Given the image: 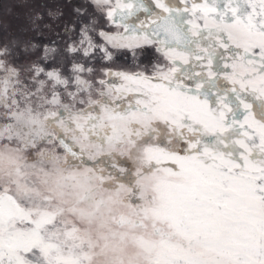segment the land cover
Listing matches in <instances>:
<instances>
[{"label":"snow or ice","instance_id":"6c2138e0","mask_svg":"<svg viewBox=\"0 0 264 264\" xmlns=\"http://www.w3.org/2000/svg\"><path fill=\"white\" fill-rule=\"evenodd\" d=\"M21 6L0 264H264V0Z\"/></svg>","mask_w":264,"mask_h":264},{"label":"trees","instance_id":"16d2710c","mask_svg":"<svg viewBox=\"0 0 264 264\" xmlns=\"http://www.w3.org/2000/svg\"><path fill=\"white\" fill-rule=\"evenodd\" d=\"M42 1L44 2V0H42ZM43 2H41V0H0L1 10L3 9L2 11H0V13L3 14L9 8L11 11H13L12 13L7 14L6 18H7L8 27L12 26L11 28H14L16 26V21H17V26L23 22V18L18 17V12H21L22 14H24V12L27 11V9L23 8L21 5L26 4V3L38 5V4L43 3ZM73 2H75V0ZM7 7H8V9H6ZM15 10H17V11H15ZM10 19H12V21ZM58 31H59V29H58ZM52 39H56L55 35H52ZM44 42L50 43L49 40H45V39H44Z\"/></svg>","mask_w":264,"mask_h":264},{"label":"rangeland","instance_id":"374dc122","mask_svg":"<svg viewBox=\"0 0 264 264\" xmlns=\"http://www.w3.org/2000/svg\"><path fill=\"white\" fill-rule=\"evenodd\" d=\"M74 1V0H73ZM41 2H43L42 0H41ZM75 2H78V0H75ZM6 9H8V7L6 8ZM3 10V9H2ZM1 10V7H0V11H2ZM5 11V10H4ZM15 11H17V10H15ZM13 11H11L10 10V8L7 10V11H5L3 14H1L0 13V42H2V36L4 35V26L5 25H7V29H8V32L9 33H11V34H14V33H16V29H17V21H16V26L14 27V28H11L10 26L8 27V24H7V18H6V15L7 14H10V13H12ZM23 16V14L21 13V12H18V17H20V18H23L22 17ZM11 21H12V19H10ZM43 39V38H42ZM45 40H48V39H45ZM50 42V41H49Z\"/></svg>","mask_w":264,"mask_h":264},{"label":"flooded vegetation","instance_id":"af4514ba","mask_svg":"<svg viewBox=\"0 0 264 264\" xmlns=\"http://www.w3.org/2000/svg\"><path fill=\"white\" fill-rule=\"evenodd\" d=\"M151 59V58H150Z\"/></svg>","mask_w":264,"mask_h":264}]
</instances>
